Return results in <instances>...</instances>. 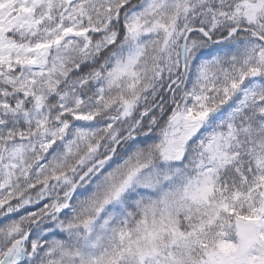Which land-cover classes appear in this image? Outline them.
I'll return each instance as SVG.
<instances>
[{
	"label": "snow or ice",
	"instance_id": "1",
	"mask_svg": "<svg viewBox=\"0 0 264 264\" xmlns=\"http://www.w3.org/2000/svg\"><path fill=\"white\" fill-rule=\"evenodd\" d=\"M0 264H264V0H0Z\"/></svg>",
	"mask_w": 264,
	"mask_h": 264
}]
</instances>
